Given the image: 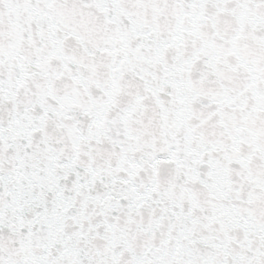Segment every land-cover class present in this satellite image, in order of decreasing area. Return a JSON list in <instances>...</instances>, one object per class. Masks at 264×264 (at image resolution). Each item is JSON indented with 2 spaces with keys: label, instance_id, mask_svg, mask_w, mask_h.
<instances>
[{
  "label": "snow or ice",
  "instance_id": "6c2138e0",
  "mask_svg": "<svg viewBox=\"0 0 264 264\" xmlns=\"http://www.w3.org/2000/svg\"><path fill=\"white\" fill-rule=\"evenodd\" d=\"M0 264H264V0H0Z\"/></svg>",
  "mask_w": 264,
  "mask_h": 264
}]
</instances>
